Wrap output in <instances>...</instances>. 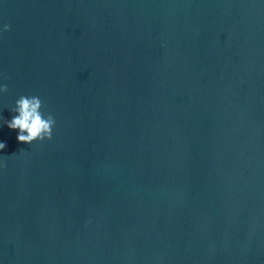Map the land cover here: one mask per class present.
<instances>
[{"label": "water", "instance_id": "obj_1", "mask_svg": "<svg viewBox=\"0 0 264 264\" xmlns=\"http://www.w3.org/2000/svg\"><path fill=\"white\" fill-rule=\"evenodd\" d=\"M0 85V264H264V0H0Z\"/></svg>", "mask_w": 264, "mask_h": 264}, {"label": "clouds", "instance_id": "obj_2", "mask_svg": "<svg viewBox=\"0 0 264 264\" xmlns=\"http://www.w3.org/2000/svg\"><path fill=\"white\" fill-rule=\"evenodd\" d=\"M9 30V25L4 26V31ZM7 85H0V92H6ZM42 101L37 96L21 95L16 101L11 112L15 113L11 120H4L9 129H18L16 137L18 142L30 144L33 141L51 139L52 129L55 125L54 117L41 111ZM5 148V143L0 142V150Z\"/></svg>", "mask_w": 264, "mask_h": 264}]
</instances>
